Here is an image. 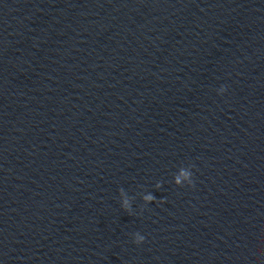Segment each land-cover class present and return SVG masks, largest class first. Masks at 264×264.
I'll list each match as a JSON object with an SVG mask.
<instances>
[{
	"label": "water",
	"instance_id": "95a60500",
	"mask_svg": "<svg viewBox=\"0 0 264 264\" xmlns=\"http://www.w3.org/2000/svg\"><path fill=\"white\" fill-rule=\"evenodd\" d=\"M0 264H264V0H0Z\"/></svg>",
	"mask_w": 264,
	"mask_h": 264
},
{
	"label": "clouds",
	"instance_id": "9594fccd",
	"mask_svg": "<svg viewBox=\"0 0 264 264\" xmlns=\"http://www.w3.org/2000/svg\"><path fill=\"white\" fill-rule=\"evenodd\" d=\"M225 91V88L221 86V88L218 90V93H223ZM192 166L188 165L187 167H180L178 171L173 176V183L176 186H184L185 184L189 187L193 186V180H192ZM182 178L186 183H182ZM161 186L160 182H157L156 187L159 188ZM120 192L124 191L123 189L119 190ZM143 201L145 204L152 202L155 197L152 194L145 195L143 198ZM162 202V201H161ZM122 209H124L126 212H130L131 210V202L129 199H124L121 204ZM145 237L141 234L134 233L133 234V243L139 245L144 241Z\"/></svg>",
	"mask_w": 264,
	"mask_h": 264
}]
</instances>
